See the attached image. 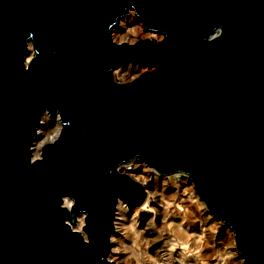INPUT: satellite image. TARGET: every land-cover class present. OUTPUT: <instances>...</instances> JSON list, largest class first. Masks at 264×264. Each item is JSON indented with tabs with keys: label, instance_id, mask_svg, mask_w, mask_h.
<instances>
[{
	"label": "water",
	"instance_id": "obj_1",
	"mask_svg": "<svg viewBox=\"0 0 264 264\" xmlns=\"http://www.w3.org/2000/svg\"><path fill=\"white\" fill-rule=\"evenodd\" d=\"M130 8L159 42L111 39ZM127 61L158 66L116 81ZM43 110L61 128L30 160ZM136 158L187 174L240 264H264V0H0V264H114Z\"/></svg>",
	"mask_w": 264,
	"mask_h": 264
},
{
	"label": "bare ground",
	"instance_id": "obj_2",
	"mask_svg": "<svg viewBox=\"0 0 264 264\" xmlns=\"http://www.w3.org/2000/svg\"><path fill=\"white\" fill-rule=\"evenodd\" d=\"M129 11H133L135 13L134 9L132 8H130L128 12ZM128 14L129 13H127L125 16L121 18L126 17ZM118 20H120V18ZM127 21L130 22L131 18H129ZM118 25L120 26V21ZM128 28L130 29V27ZM116 42L120 43L118 41ZM126 43H129V42H126ZM31 56H32V48H31L30 43H27L26 50L22 58L24 65L31 59ZM121 64L122 62L118 65V67H116L113 70V77L115 76L114 74L117 72H122V73L125 72L127 74V72L129 71L133 72L128 77L130 80L136 77L134 75H136V70L138 71L137 68L133 66L131 67L130 65H126V64L123 66V68H120ZM128 78H127V81H130ZM50 120H53L54 128L50 133H48L47 131H48V125H49ZM60 128H61V124H60V120L58 117V113L56 111H52L49 114L43 110L39 114L37 124L34 127V134L32 135L30 145H29V159L30 160L39 158L40 148L43 144H47V143H51L55 141V139L59 135ZM123 164L127 165L129 164V162L123 163ZM145 165L147 164L143 162L142 166H145ZM148 168H151L152 170H154V172H156V170L153 169L152 167L149 166ZM145 173L147 175V172ZM129 175L132 177L133 174L132 175L129 174ZM169 175L173 176V175H179V174L174 173V174H169ZM140 176L142 177L143 175H140ZM133 179L138 181L137 177L136 179L135 178ZM147 179H144V180H147ZM145 190H146V198L140 205L134 204V205L129 206L126 203H124L121 199L117 198L116 206H115L116 212L114 211V216H113V228L114 229L109 235V241H110V246L108 250L109 256L108 254H106L105 258L108 257L106 259L112 261L114 264H141L139 258H143L146 256L150 258V261H151L150 264H172L171 261H173L172 259L174 257L179 258L178 260L180 261L187 259L188 254L186 255L185 253H182V252H176V249L186 247L187 252L191 251L190 249H188L189 248L188 244L189 243L190 245L194 244L195 241L198 240L199 235H201V234L196 233L195 231L196 223L194 221L193 216L183 211L184 205H182L181 203H177L174 206V204L172 205L170 202H165V206L163 207V204L161 203L162 201H161L160 194L155 192L156 191L155 189H154L155 191L148 190L146 188ZM150 196H152L153 198L149 200ZM70 204H71V201L67 197L62 198L63 207L69 209ZM187 207L189 208V205ZM130 211L133 212L132 218H134L133 220L134 224L139 223L140 224L139 227L141 228L140 229L134 228L132 230V233L129 234L128 233L129 226H127L126 223L129 220L128 215ZM177 217H178V220H176ZM181 218L182 220L185 219L184 224L181 222ZM79 221H80V226L78 225ZM82 224H83V214L79 213L76 215L75 223L70 226L72 229L78 231V229L75 227H78V228L80 227V230H81ZM164 226H166V228L170 232L164 231L165 230ZM201 232H202V228H201ZM81 234L83 235V237H85L83 231ZM127 235L129 236L128 238L131 241L130 243L131 248L130 246H126L124 244V239L126 238ZM132 246L134 248L140 247L138 250L139 252H137L136 249L132 248ZM129 249L130 251L127 252L126 250H129ZM225 254H226L225 250L218 254L219 256L218 262L224 259L226 260L228 257L231 256V255H225ZM182 263L183 262H180L179 264H182ZM224 263L230 264L233 262L226 261Z\"/></svg>",
	"mask_w": 264,
	"mask_h": 264
},
{
	"label": "rangeland",
	"instance_id": "obj_3",
	"mask_svg": "<svg viewBox=\"0 0 264 264\" xmlns=\"http://www.w3.org/2000/svg\"><path fill=\"white\" fill-rule=\"evenodd\" d=\"M128 13H129L128 14L129 16L127 15L126 16L127 18L126 17L120 18V20H118L116 23L117 26L115 25L111 30L110 37L114 42L125 41L129 43L131 42L133 43L136 40L149 38L152 42L157 43L162 39L163 37L162 34L144 30L141 20L135 15L133 11H129ZM129 18H131L130 22L127 21ZM119 21H120V26L118 25ZM128 27H130L131 30ZM132 27L134 28V30ZM125 64L130 65L131 67L133 66L138 69V71L136 70V75L134 76H137L143 71H146V70H149L151 68H155L158 66V64H153L151 66H148L146 64L122 62L121 64L122 67L120 66V68H123ZM124 73L122 72L115 73L114 79L119 82L127 81V78L133 72L129 71L127 72V74L126 73L124 74ZM53 128H54L53 120H50L47 132L50 133L53 130ZM142 165H143V161L136 158L135 160H133L127 165L125 164L120 165L118 167V170L120 172L129 173L131 175L133 174L132 177L135 179L137 177L138 178L137 180L143 183L144 188L148 190H153V191L156 190L155 192L160 194L161 201H162L161 203L163 204V207L165 206V202H170L172 205L174 204V206L177 203H181L182 205H184L183 211L193 216L194 221L196 223L195 231L196 233L201 234L199 235L198 240H196L194 244L192 243H191L192 245H190V243L188 244L189 245L188 249H190L191 251L187 252L186 247L176 249V252H182V253H185L186 255L188 254L187 259L180 261L178 260L179 258L174 257L172 259L173 261H171L172 264H179L180 262H183L182 264H226L224 263L226 261L233 262L230 264H240L242 262L243 259L239 255L235 247L234 236H233L232 230L229 228L227 224L214 218L208 212L203 202L199 199L194 189V185L191 181V178L187 174L179 173V175H173V176L169 175L168 176V175L160 174L157 171L154 172V170H152L151 168H148L149 167L148 165H145V166H142ZM145 172H147V175ZM140 175H143V176L141 177ZM144 175L146 176V178ZM144 179H147V180H144ZM152 198L153 197L150 196L149 200ZM188 205H189V208L187 207ZM132 213L133 212L130 211L128 215L129 220L126 223V225L129 226V232H128L129 234L132 233V230L134 228L135 229L141 228L139 227L140 225L139 223L134 224V221H133L134 218H132ZM176 220H178V217ZM181 222L184 224L185 219L182 220L181 218ZM78 225L80 226V221ZM164 227H165L164 231L170 232L166 228V226ZM75 228H77L78 231L82 233V231L80 230V227L79 228L75 227ZM201 228H202V232H201ZM128 237L129 236L127 235L126 238L124 239V244L126 246H130L131 248V244H130L131 241L129 240ZM132 248L134 247L132 246ZM139 248L140 247H137L134 249H136V251L139 252L138 251ZM224 250L226 251L225 255H231V256L228 257L226 260L224 259L218 262V257H219L218 254ZM126 251L129 252L130 249ZM139 260L141 264H150L151 262L148 256L139 258Z\"/></svg>",
	"mask_w": 264,
	"mask_h": 264
}]
</instances>
